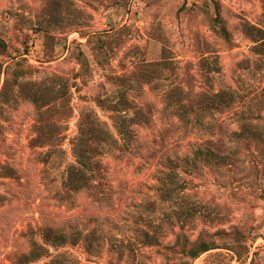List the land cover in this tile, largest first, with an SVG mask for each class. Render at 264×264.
Instances as JSON below:
<instances>
[{
    "label": "rangeland",
    "instance_id": "rangeland-1",
    "mask_svg": "<svg viewBox=\"0 0 264 264\" xmlns=\"http://www.w3.org/2000/svg\"><path fill=\"white\" fill-rule=\"evenodd\" d=\"M91 120L112 140L81 142L73 192ZM33 242L29 264H264V0H0V264Z\"/></svg>",
    "mask_w": 264,
    "mask_h": 264
},
{
    "label": "trees",
    "instance_id": "trees-1",
    "mask_svg": "<svg viewBox=\"0 0 264 264\" xmlns=\"http://www.w3.org/2000/svg\"><path fill=\"white\" fill-rule=\"evenodd\" d=\"M221 35L225 40H229L228 35L224 30L221 31ZM204 105L207 109L220 108L222 106H226V97L223 95V93L213 94L206 98ZM119 127V132L124 135V133L127 131L123 129V121L120 122ZM91 139H101V141L104 142L112 140L110 135L104 130H101L100 125L95 121L91 120L89 123L84 125V129H82L79 138L81 146L78 147V142V148H75V165L68 167L65 172L64 185L67 189H70L73 192L88 188L90 186L91 180H93V178L98 175L97 171H95V168L93 166L94 164L91 163L90 159L87 157L84 151L85 148H83V145L81 143L83 142L84 145H87L88 142H91ZM202 155L203 154L201 150L196 151L190 161L192 166H196L203 160ZM204 155L206 160L209 161L221 162L224 159L222 156L215 155L213 152L210 151H207ZM168 178L170 183V174ZM160 191H162L163 194H169L170 188H161ZM144 237L146 238V240L152 239V237L148 234H145ZM42 238L45 242H49L52 244H60L61 242H63V237L50 229H44L42 231ZM212 249H214L213 243L211 241L203 240L200 236L190 244V247L187 249L186 255L189 259H195L199 255ZM45 254L46 250L41 245L37 244L36 242H33L32 248L29 250V252L19 256L16 260V264H29L35 262L41 259Z\"/></svg>",
    "mask_w": 264,
    "mask_h": 264
}]
</instances>
